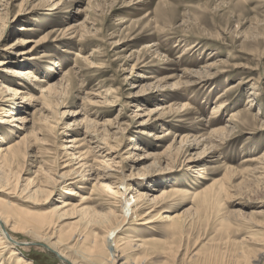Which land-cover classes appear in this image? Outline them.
Returning a JSON list of instances; mask_svg holds the SVG:
<instances>
[{"label": "rangeland", "instance_id": "obj_1", "mask_svg": "<svg viewBox=\"0 0 264 264\" xmlns=\"http://www.w3.org/2000/svg\"><path fill=\"white\" fill-rule=\"evenodd\" d=\"M2 61L0 144L20 142L21 154L5 171L10 181L0 175L8 230L23 242L13 264L19 255L69 264L31 234L34 213L56 221L51 242L80 264H110L86 239L94 233L104 248L116 243L118 264H244L243 250L264 245V0H0ZM8 67L34 71L42 91L57 88L52 114L41 88L29 90L35 81L22 87ZM3 108L22 113L24 126L1 122ZM73 137L106 148L97 158L110 166L104 183L125 180L130 197L144 193L147 211L164 204L185 232L130 217L113 239L87 227L93 213L120 214L121 202L73 175ZM36 153L42 162L30 165ZM41 163L75 184L52 188ZM212 183L214 199L195 196ZM54 208L68 215L56 220Z\"/></svg>", "mask_w": 264, "mask_h": 264}, {"label": "bare ground", "instance_id": "obj_2", "mask_svg": "<svg viewBox=\"0 0 264 264\" xmlns=\"http://www.w3.org/2000/svg\"><path fill=\"white\" fill-rule=\"evenodd\" d=\"M23 40L27 44L36 42V41H34V39H29V38H25ZM36 44L37 43H35L34 45L31 46V50H32V48L35 47ZM6 63H8V62L2 61L0 63V65H5ZM6 71L11 73L12 75L17 76L20 79L19 84L22 85V87L28 88L25 86V83H24V82H26L25 79L29 78V79H32V81H35V84L33 83L34 85L32 87H30L29 90H31V89L32 90L33 89L38 90L39 89L38 86L41 88L42 108L44 109V111H47V112L49 111L48 114H52L53 96L55 95V93L58 92L57 88L50 87L47 90L42 91V89L44 88V85H42V83H44V81H46V80H40V78L37 77L35 75L34 71H32L31 69H16V70H14V68L8 67L6 69ZM21 79H23V80H21ZM13 83H15V82H13ZM13 93L18 94L19 89H14ZM32 96L33 95H30V97H32ZM1 101H6V100L0 99V102ZM1 104H2V102L0 103V106H1ZM15 109L16 108L4 109L5 110L4 112H6V113H4L5 119L3 118L1 120V122H3V123H5V122L6 123L7 122H19V124L22 123L21 125L24 126V123L26 122V117L21 115L22 113L16 114L15 111H13ZM0 140H1V142L5 141L4 137H2V136H0ZM69 142H72L75 144H73L74 146L72 144L67 145L66 148L74 147L73 148L74 151H73V153H71V155H72L74 160L79 161L78 167H77L78 170H75L73 172V175L79 174L80 181H89V179L91 181L94 180V182H95L94 186L95 187H97L96 185L100 186L101 184H105V188L107 190L106 196L109 199H115V198L119 197L120 202H121L120 214H117L118 212H116L111 207H110L109 212H106V214H102V215L97 214L94 217V213H93L89 216L88 220L86 221L87 227L92 226V225L95 227H98L97 225H101V226L107 228V230H108L107 231L108 236H106L107 240L109 239V236L112 239L116 238L117 237L116 232L118 230H121L122 229L121 227H123V225L125 223L129 222L130 218H132L131 222L137 223V224H143L146 226L153 225L156 223L167 222L169 224L166 225L165 227L170 228L171 231H173V233H175V234L182 233L183 234L185 232V222H184L183 218H180V216H173L172 217V215L169 214V212L165 213V214L162 213V211L166 209V206H164V204L161 206H160V204L155 205L154 207L155 208L159 207V210H157V214L155 216H151L152 213L156 211V209L152 208V210L150 209V211L146 210L147 203L149 201L146 199V197H144V195H143L144 193H138L139 192L138 191L136 194H133L130 197L131 187L125 182V180H122V179L119 180L118 179V181H117L115 179L116 181L111 182L112 185H110V182L104 183L103 180L112 178V175L107 174V172H106L110 168V166L106 163H99L97 161V158L99 156H101V154L103 153V150H105L106 148L102 150V147L99 145L93 146V145L87 144L86 138L85 139L84 138L78 139L77 137H73L69 140ZM19 144H20V142H17L14 144H10L7 147H3V145L0 144V175L1 176L4 175L6 169L8 167L12 166L13 162L15 160H17L18 157H20L21 154L19 152L20 151ZM33 149H34V147H33ZM166 155H167L166 153H162V154L156 156L157 162L161 163V162L166 161V159L168 158V156H166ZM31 157H33V158L31 159L32 163L30 165H34L35 162L37 164L42 162V159L40 158L38 153L33 154ZM42 164L43 163H41V165H40L41 168L39 167V174L41 172V174H43V177H44V175H46V177L48 178L47 183H49L48 185H50L52 188H56V187H59L60 185H64L62 183H65V182H66V185H68V186H72L75 184V182L73 180H71L74 177L72 174H71L72 177L70 174H64V173L63 174L57 173L55 175H52L49 170H48V172H45L46 169ZM96 164H99V167H97ZM100 166H103L105 168V170H101ZM88 168H89V170H88ZM87 171L91 172V174H86ZM36 173H38V171H36ZM9 181H10V179L8 178V175L5 174V182L8 183ZM213 185H214V183L207 186L205 189L198 191L197 193H195V196L201 195L206 199H214L216 195L213 193ZM121 186L123 188H121ZM222 188L226 189V187L224 188L223 186H222ZM177 191H179L178 188L173 189V192H177ZM71 193L74 195L75 190H72ZM165 195H166V192L164 191L159 197H163ZM159 197H155L153 199V201ZM2 203H3V200L0 199V264H13L14 263L13 256L15 254H17L16 249L23 242L18 241L15 238V236L12 235L10 233V231L8 230V225L9 224L11 225L12 218L3 209V207H1ZM67 205L68 204L66 203L63 207H65ZM88 209H89L88 207H85V209H82V210L86 211ZM31 215H34L36 217L34 224H36L35 227L37 228L36 231H31V234L34 237H36V239L39 242L47 244L48 248H51V249L57 248L56 249L57 254H59V256H61L62 259H64L65 261L69 262V264H80L76 259L71 258L66 252H64L63 250L58 248L56 246L55 242H51L54 231L52 232V234L50 233V231L53 230V227H55L56 221L51 222V220L49 218L45 217L44 215L40 216V214L34 213ZM67 215H68V213H60L58 208L53 209L52 217L56 218V220H59L63 216H67ZM86 217H88V213H86ZM92 217H94V218L92 219ZM234 219H236V218H234ZM223 220L224 221H231V217L230 218L224 217ZM12 222H14V221L12 220ZM12 227L15 229H17V228L22 229V227H20L19 225H18V227H16L13 224ZM151 228L153 229V227H151ZM170 229H169V231H170ZM12 230H14V229H12ZM98 235L99 234H97V233H94V235H88V236L86 235V239H90V243L93 245V249L95 251H97V258H101L102 260L107 261L110 264H118V259L120 257H122V255L119 253V250L117 249L116 243L113 245H111V243H109L106 246V248H104V245L100 242ZM81 237H82V234H76L77 242L80 241L79 239H81ZM115 241H116V239H115ZM240 243H242L243 245H247L248 241L246 239H244ZM134 246L136 248H140L143 245L134 244ZM6 251L9 252L8 255H6ZM251 252L253 254H251ZM242 253H243L242 260H244V262H245L244 264H261L263 259H264V245L257 247L256 249H249L247 251L243 250ZM16 264H34V263L31 262L30 260H26L24 258V256L19 255V256H17ZM121 264H124V263H121ZM134 264H136V263H134Z\"/></svg>", "mask_w": 264, "mask_h": 264}, {"label": "water", "instance_id": "obj_3", "mask_svg": "<svg viewBox=\"0 0 264 264\" xmlns=\"http://www.w3.org/2000/svg\"><path fill=\"white\" fill-rule=\"evenodd\" d=\"M58 257L62 259V257H61V256H59V254H58Z\"/></svg>", "mask_w": 264, "mask_h": 264}]
</instances>
